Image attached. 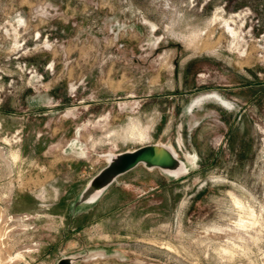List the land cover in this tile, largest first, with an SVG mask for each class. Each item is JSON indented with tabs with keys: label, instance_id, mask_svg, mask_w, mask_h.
Returning a JSON list of instances; mask_svg holds the SVG:
<instances>
[{
	"label": "rangeland",
	"instance_id": "374dc122",
	"mask_svg": "<svg viewBox=\"0 0 264 264\" xmlns=\"http://www.w3.org/2000/svg\"><path fill=\"white\" fill-rule=\"evenodd\" d=\"M0 264H264V0H0Z\"/></svg>",
	"mask_w": 264,
	"mask_h": 264
},
{
	"label": "bare ground",
	"instance_id": "6f19581e",
	"mask_svg": "<svg viewBox=\"0 0 264 264\" xmlns=\"http://www.w3.org/2000/svg\"><path fill=\"white\" fill-rule=\"evenodd\" d=\"M136 131V130H135ZM137 136L142 137L143 134L141 132V130H137L135 132ZM131 134H134V130L131 131ZM143 138V137H142ZM188 158V157H187ZM196 164V163H195ZM191 168V167H190ZM116 169L113 165H110L109 167H107L98 177V183L97 185H95L94 189H95V193H98L97 191L101 190V188L106 184V182L112 177V175L115 173ZM97 194H95L96 196Z\"/></svg>",
	"mask_w": 264,
	"mask_h": 264
}]
</instances>
